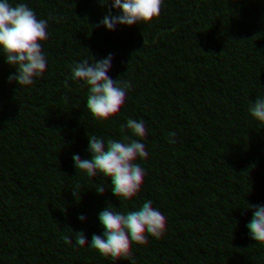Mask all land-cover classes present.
I'll return each mask as SVG.
<instances>
[{"label": "trees", "instance_id": "obj_1", "mask_svg": "<svg viewBox=\"0 0 264 264\" xmlns=\"http://www.w3.org/2000/svg\"><path fill=\"white\" fill-rule=\"evenodd\" d=\"M83 1L98 3L93 48L129 47L98 82L59 95L55 64L92 45L73 30L74 2ZM109 1L65 0L45 22L39 0H0L1 18L27 6L34 33L32 42L0 40V264H264V111L220 91L231 66L218 55L264 30V0H132L145 25ZM113 83L150 135L139 146L109 138L124 160L113 184L102 169L90 176L95 154L31 147L123 124L122 106L106 95ZM191 113L226 122L236 147L207 145ZM206 234L204 255H180V238Z\"/></svg>", "mask_w": 264, "mask_h": 264}, {"label": "clouds", "instance_id": "obj_2", "mask_svg": "<svg viewBox=\"0 0 264 264\" xmlns=\"http://www.w3.org/2000/svg\"><path fill=\"white\" fill-rule=\"evenodd\" d=\"M64 2L65 0H39L40 19L45 22L51 21L52 13L59 12ZM32 25L33 20L27 6L9 8L0 18V40L7 43L13 40L32 42L34 39ZM218 55L231 66V71L224 74L219 82L220 91L238 94L241 106L249 113L264 111V30L241 36L236 44L223 47ZM106 95L114 98L116 104L122 106L121 110L125 116L123 124L119 118L113 119L110 127L106 129V135L117 143L121 138L130 139L137 146L148 142L150 135L147 127L134 111L133 103L121 95L120 84L113 83L108 86ZM190 116L195 126L194 132L198 136H203L207 145H214L225 154L236 147V137L226 122L211 115L196 117L191 113ZM145 187L149 195L153 194V185L150 181ZM200 228L201 225L197 222L194 230ZM211 240L210 234L204 235L203 238L182 237L176 247L181 256L187 260H194L205 254L206 244Z\"/></svg>", "mask_w": 264, "mask_h": 264}, {"label": "rangeland", "instance_id": "obj_3", "mask_svg": "<svg viewBox=\"0 0 264 264\" xmlns=\"http://www.w3.org/2000/svg\"><path fill=\"white\" fill-rule=\"evenodd\" d=\"M98 3H90L83 1L81 5L76 6L71 19L73 20V30L81 29L87 33L88 40L86 44L91 47H86V51L81 55H73L58 61L55 64L59 74L58 94L67 95L79 89L80 86L87 87L90 83L98 82L105 74V67L115 60H118L123 51L129 47L128 43L122 45H114L109 47L104 44L101 50L93 48L92 39L100 38V27L94 25L95 10ZM117 7L123 8L126 16L131 22H140L145 25L143 18L133 8L132 0H110L109 8L111 10ZM103 9L102 7H100ZM1 18V12H0ZM74 30V31H75ZM143 38L141 34L138 36ZM144 39V38H143ZM135 40V38H133ZM138 47H141L137 43ZM83 51V50H82ZM2 58V45L0 43V59ZM47 76H42L41 85L46 83ZM101 136L97 134L84 132L83 135L76 139L69 140L62 137H44L37 142H32L31 147L37 152H53L61 150H79L87 153H92L98 156L101 160L99 166L94 162H89V174L93 179L98 178L99 171L102 169L105 172L106 179L110 184L118 176V172L124 168V160L119 150L112 144L110 137L106 135V125H98L95 127Z\"/></svg>", "mask_w": 264, "mask_h": 264}]
</instances>
